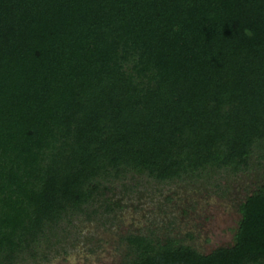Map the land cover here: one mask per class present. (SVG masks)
<instances>
[{
	"label": "trees",
	"instance_id": "1",
	"mask_svg": "<svg viewBox=\"0 0 264 264\" xmlns=\"http://www.w3.org/2000/svg\"><path fill=\"white\" fill-rule=\"evenodd\" d=\"M238 175L231 246L148 230L120 264H264V0H0V264L115 214V188Z\"/></svg>",
	"mask_w": 264,
	"mask_h": 264
},
{
	"label": "rangeland",
	"instance_id": "2",
	"mask_svg": "<svg viewBox=\"0 0 264 264\" xmlns=\"http://www.w3.org/2000/svg\"><path fill=\"white\" fill-rule=\"evenodd\" d=\"M220 182V190L205 182L152 185L138 196H123L115 188L113 200L121 206L115 214L91 222L76 219L60 247L43 249L45 259L24 264H120L126 252L122 238L148 230L182 239L204 255L231 246L238 205L254 187L243 175Z\"/></svg>",
	"mask_w": 264,
	"mask_h": 264
}]
</instances>
